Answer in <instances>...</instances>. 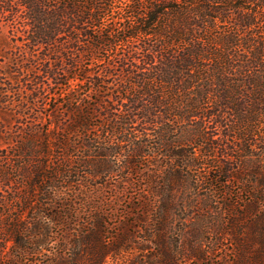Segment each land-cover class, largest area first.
Here are the masks:
<instances>
[{"label": "trees", "instance_id": "trees-1", "mask_svg": "<svg viewBox=\"0 0 264 264\" xmlns=\"http://www.w3.org/2000/svg\"><path fill=\"white\" fill-rule=\"evenodd\" d=\"M0 20L18 32L15 77L30 78V97L18 105L24 114L39 105L62 131L52 145L42 139L41 147L34 145V124L17 138L14 171L28 174L29 186L15 217L5 222L0 211L2 248L9 243L18 253H34L48 243L54 213L41 224L25 212H35L37 189L46 194L45 205L72 210L77 199L90 202L87 175L105 177L113 161L104 159L113 158L118 172L127 171L124 182L132 172L141 176L149 196H141L142 207L159 220V235L179 185L194 192L206 185L209 201L227 193L218 185L241 182L254 199L249 229L259 243L256 264H264V207L256 205H264V0H0ZM50 94L58 105L47 101ZM10 101L7 94L0 98L1 105ZM58 106L65 118L54 117ZM94 118L101 133L81 139L86 148L73 158L84 147L72 146L68 136L88 134ZM40 150L44 156L56 151L53 171L36 159ZM2 156L1 192L11 181ZM95 157L102 161L98 169L91 168ZM137 158L151 162L149 173ZM186 193L195 205L198 194ZM90 218L88 225L102 227L104 218L96 212ZM66 250L53 253L50 264H70Z\"/></svg>", "mask_w": 264, "mask_h": 264}, {"label": "rangeland", "instance_id": "rangeland-1", "mask_svg": "<svg viewBox=\"0 0 264 264\" xmlns=\"http://www.w3.org/2000/svg\"><path fill=\"white\" fill-rule=\"evenodd\" d=\"M17 34L16 28L8 22L0 20V98L3 94H7V99L11 100V105L0 104V162L2 161L4 166L2 155H7L5 166L11 176V181L3 192L0 187V194L3 195H0V202L5 205L0 208V211L5 214V222L17 215L14 208L19 206L18 200H24L28 193L29 175L18 176L19 172L14 171V164L18 160L14 155L17 138H22L24 128L33 124L37 132L35 146L41 147V141L45 138L51 139L52 145L56 136L62 137L61 128L57 127L56 129L55 125L53 127L52 122L45 115L47 111H44L39 105H30L27 108L28 111H25L26 114L23 113L21 105H18L19 101L27 100L30 97V82L28 81L30 78L27 74L15 77L17 75L13 72L12 64L15 54L18 52L16 46L20 45L16 39ZM19 50L24 52V48ZM47 97V101L51 99V104L54 102V106L58 105V101L53 95L50 94ZM62 112L63 109L60 106L57 109L54 108V117L61 114V117L65 118ZM99 120L93 119L89 130L91 134L68 136L74 141L70 143L72 146L84 147L81 150L78 148L73 153V158L80 156L86 148L85 144H81V139H88V136H93V133H101V128L97 127ZM64 121L62 120V122ZM51 131H54V135L51 134ZM46 133L50 136H46ZM54 150L59 151L58 149ZM55 154L56 151L49 156H44L40 150V156L36 159L41 162L46 161L49 165L48 169L53 171L54 163L55 166L58 165L56 163L58 158ZM104 160L113 161L112 171L105 177L104 174L95 177L87 175L86 187L89 189V193L92 192L89 203H86L84 197V201L82 198L76 200L72 210L68 205L51 208L45 205L46 194L38 188L32 202L36 207L35 212L30 211L29 208L25 212L26 215H34L41 224L47 221L45 215L54 213V221L47 222L49 226L48 243L40 242L34 253H18L17 248L9 247V243L5 245L6 248H2L5 236L0 233V264H11L12 262V264H50L52 254L54 253L55 256L64 246L67 247L66 257L72 258L70 264L257 263L259 243L251 237L250 214L248 213L250 209L248 205L254 202V199L252 194L242 190L241 182L231 181L226 187L218 185V188L225 189L227 193L214 194V197H211L209 201L205 198L209 197L204 189L208 188L206 185L195 192L190 191V188L184 190L179 185L172 192L170 205L167 206L168 210L166 211L167 218L159 235L157 233L159 220L154 216L153 211L146 212L144 206L142 207L141 196H149L146 195L147 191L142 186L141 176L132 172L127 177V182L130 183H126L123 179V174H125L123 172L127 171L122 169L121 172H118L114 168L113 158ZM136 160L141 162L139 164L141 172L146 171L145 168L152 169L151 162H148L146 158H137ZM101 163L102 161H98L95 157L91 168L98 169ZM145 173H149V171ZM212 175L215 176L216 173ZM104 180L108 182L107 188L101 186ZM253 180L254 178L250 177L248 182H253ZM248 185L250 187L253 184L248 183ZM186 192L198 194L194 202L195 205L189 204ZM16 198L18 199L16 200ZM225 199L233 204V208L225 206ZM259 204L256 205L264 207ZM95 212L98 217L104 218L101 228L92 226V223L88 225V222H93L90 214ZM187 213H191L188 219L185 217ZM59 215L61 217H58ZM24 222L29 225L32 220L26 218ZM86 230L90 232L82 236ZM40 233L38 236L41 235ZM99 244L105 247L102 249ZM103 251L100 259L95 263L99 258V252ZM13 254H16L17 257L14 258V261L7 263Z\"/></svg>", "mask_w": 264, "mask_h": 264}]
</instances>
